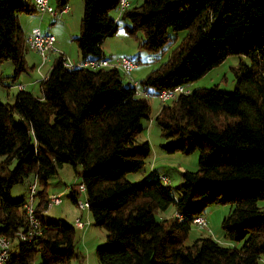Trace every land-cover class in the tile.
<instances>
[{
    "label": "trees",
    "instance_id": "1",
    "mask_svg": "<svg viewBox=\"0 0 264 264\" xmlns=\"http://www.w3.org/2000/svg\"><path fill=\"white\" fill-rule=\"evenodd\" d=\"M69 1L55 0L56 10ZM120 1L82 0L74 39L81 63L104 58L101 46L115 36L119 20L129 22V35L143 34L139 49L148 53L164 52L174 40L168 31L186 35L136 87L125 86L118 69H68L57 58L40 83L39 96L18 90L13 104L0 101V235L16 251L7 264L85 259L77 251L75 227L45 218L48 181L64 165L82 166L88 211L107 232L105 244L95 251L99 264H261L264 209L257 203L264 200V0H142L119 14ZM35 11L30 1L0 0V66L11 62L13 83L31 69L19 16ZM230 56L251 60L233 68L232 93L197 89L162 105L155 117L161 137L175 141L163 149L168 154L197 151L198 170L182 174L176 195L160 176L128 182L125 177L139 172L151 152L147 141H138L150 103L136 95V88L156 95L187 87ZM34 179L40 228L32 242L22 243L18 234L26 228V197L14 200L10 192ZM77 195L72 187L73 203ZM214 205L232 206L221 223L223 239L241 246L224 247L212 237L185 246L194 219ZM171 206L182 220L175 215L157 219Z\"/></svg>",
    "mask_w": 264,
    "mask_h": 264
},
{
    "label": "rangeland",
    "instance_id": "2",
    "mask_svg": "<svg viewBox=\"0 0 264 264\" xmlns=\"http://www.w3.org/2000/svg\"><path fill=\"white\" fill-rule=\"evenodd\" d=\"M71 0L72 16L70 29L76 28V36L79 35L80 23L83 16V2L82 0ZM132 7H136L142 3V0H129ZM78 3V4H77ZM49 5L56 9V5L49 3ZM55 6V7H54ZM79 6V8H77ZM129 6V5H128ZM130 7V8H132ZM82 8V9H81ZM118 11L112 13L113 17H116ZM42 16V15H41ZM59 21H55L50 17H44V22L41 25L46 27L48 30L50 27L57 26V30L62 33H70L68 27L65 26L66 16L62 15ZM48 20H50L48 22ZM119 29L115 36L105 39L102 44V49L106 53H114L115 57L124 56L127 59H132L137 64V69H133L131 72V79L139 84L141 79H144L151 71L156 69L161 63H165L170 56L173 49H175L186 35V31L174 34L168 31V36L173 41L169 42L163 49L164 52L154 54L148 53L145 50L139 49V44L144 41L142 33H137L136 36H131L126 31V26H129V22L119 20ZM74 28V29H75ZM31 33V32H30ZM29 33V35H30ZM44 35V34H43ZM176 38V39H175ZM176 40V41H175ZM74 48L77 49L76 43ZM111 50V52H110ZM109 51V52H108ZM41 62V61H40ZM246 65L251 64V60L245 56H230L223 61L218 67L209 71L203 78L193 82L191 85L185 87L187 92H192L197 89H213L216 88L223 93H232L235 88V75L233 68H236L239 63ZM51 66V65H50ZM136 68V67H135ZM13 65L11 62H5L0 66V79L3 82L12 84L10 77L13 76ZM30 73L21 74L20 77L23 80L29 81ZM21 78V81H22ZM19 79V78H17ZM136 79V80H135ZM138 80V81H137ZM17 81L13 86L12 92H10V99L8 101L3 100L2 103H14V95L18 92ZM123 83L125 86L129 85L130 82L127 77L123 76ZM9 91L3 87H0V93H6ZM34 95H39V87L32 92ZM150 103V115L149 119L142 120L141 126L143 128L141 134L138 137L139 142H148L150 145V155L145 159L143 168L137 172L128 174L125 179L133 184L139 183L144 179L157 178V176L166 177L169 180V187L175 194V188L182 181V174L189 171L195 172L198 170V158L199 153L197 151L184 154L182 152H176L174 154H168L163 146H168L175 142L173 139H166L161 137L159 127L155 123V117L160 111L162 104L158 101L157 97L153 94L149 98ZM168 103H171L169 101ZM191 145L189 140L186 141V147ZM82 172V166L78 165L73 168L71 165H64L58 170L57 174L51 177L48 181L47 193L50 196L59 195L60 205L50 208L45 212V218L54 222L65 221L68 224L74 225V220L81 217V221L85 225V230L80 231L75 227V241L78 253L83 258L89 260V264H99L96 257V249L103 246L106 242L107 232L104 228L96 226L92 220V216L88 210L81 211L77 208L76 204L71 200V188L81 184L80 174ZM27 185L18 184L15 185L10 192L12 199L21 200L26 197ZM77 200L82 202L86 201L85 194L77 195ZM258 207L264 208V200L257 203ZM232 211L230 205H214L206 210V218L208 221V229H201L196 225H193L185 246H190L193 242L200 237H212L217 240L222 246H235L240 247L241 244H231L223 239V233L221 230V223L225 217ZM175 214L174 207H169L165 212L157 213V219H166ZM72 264H82L77 260H73ZM261 264L263 262L261 261Z\"/></svg>",
    "mask_w": 264,
    "mask_h": 264
},
{
    "label": "built area",
    "instance_id": "3",
    "mask_svg": "<svg viewBox=\"0 0 264 264\" xmlns=\"http://www.w3.org/2000/svg\"><path fill=\"white\" fill-rule=\"evenodd\" d=\"M34 7L36 11L44 16L48 15L55 20H59L60 17L67 12V7L61 10H56L49 5L48 0H33ZM128 7L127 0H121L119 6V14H121ZM25 43L29 50L33 51L40 58L41 64L44 65L49 58V55L55 54L58 58H61L62 64L65 68L75 69V68H90V69H118L125 77L128 78L132 86L136 87L137 82L133 81L130 77L132 70L136 67V64L127 58H121L116 63H111L107 59L99 60H89L85 63H74L71 60L67 59L63 54L55 47V40L52 35H43L39 28H34L31 30L30 35L25 39ZM185 87L179 86L173 90L162 91L159 94H156L160 104L164 105L169 101L176 100L179 95L187 94ZM136 95L145 99H149L153 94L150 92H142L136 88ZM160 179L165 185H169V180L166 177L160 176ZM38 191V182L34 179L27 187L26 192V203H25V217H26V228L24 232L18 234V240L22 243L32 242L33 239L37 236L40 228L39 220L36 214V194ZM76 191L79 194H85V187L83 184H80ZM77 208L81 211L88 210L89 204L87 200L82 202L76 199L75 202ZM60 205L59 195H53L48 197L47 210L52 207ZM177 218L182 220V216L179 214H174ZM194 224L201 229H208V221L205 216H199L194 219ZM74 225L77 229L83 230L85 228L84 223L81 221V218H77L74 221ZM16 251L13 249L12 242L0 235V264H7L9 260L15 256Z\"/></svg>",
    "mask_w": 264,
    "mask_h": 264
},
{
    "label": "crops",
    "instance_id": "4",
    "mask_svg": "<svg viewBox=\"0 0 264 264\" xmlns=\"http://www.w3.org/2000/svg\"><path fill=\"white\" fill-rule=\"evenodd\" d=\"M23 1H30L31 3H33V0H23ZM128 1L129 0H127V2ZM48 2L55 5V0H48ZM128 5H129L128 8L134 6V5H130V2H128ZM67 8H68L67 12L65 14H63L66 16L65 23H64L65 26H62V27H68V29L70 31L69 34L68 33H62L61 31L57 30V26L50 27L48 30H46V27L44 25H41V24L44 22V17H47L48 15L41 16L37 11H35L31 14H21L19 16V23L21 25V28H22L23 33L25 35V38L29 35L31 30H33L34 28H39L41 30L42 34L52 35L54 37L55 47L63 54V56H65L67 59L71 60L74 63H80V57H79L78 49L74 48V43H75L74 37L76 36L77 30L75 27H74L75 29L74 28L70 29L71 19H73L72 9H71L72 8L71 7V0L69 1ZM77 8H79V6H77ZM48 17H50V16H48ZM60 18H62V17H60ZM115 18H118V14ZM49 21L50 20H48V22ZM55 21H59V20H55ZM101 51L103 53V57L111 63H116L119 59L126 58L124 56L115 57L113 52L108 54V53H106L105 50L102 49V46H101ZM110 52H111V50H110ZM57 58L58 57L55 54L49 55L48 61L44 65H40L41 62H40L39 56L37 54H35L33 51L27 50L25 53V60H26L28 67H30L31 69L29 71H27L26 73H30V75H31L29 77L30 80L26 81V80H23L22 77H18L19 79H17L14 83L11 80L12 84L9 85L8 82H3L2 79H0V87H3L5 89L9 90V91H6L5 94L2 92L0 93V101L1 102L3 100L8 101L10 99L9 98L10 92H12V90L14 89L13 86L15 85V83L17 81H20L19 83H17L18 90L27 91V92L33 94L32 92H34L37 89V87H39V90L41 93L40 83L42 80H44L47 77V74H48L53 62ZM134 69L135 70L137 69V64H136V68H134ZM23 74H25V73H23ZM21 78H22V81H21ZM139 91L144 92L141 89H139ZM15 95L13 98L14 101H15ZM39 95H34V96H39ZM78 218H81V217H78ZM83 230H85V228ZM83 230H80V231H83ZM82 264H89V260H86V258H85L83 260ZM263 264H264V262H263Z\"/></svg>",
    "mask_w": 264,
    "mask_h": 264
}]
</instances>
